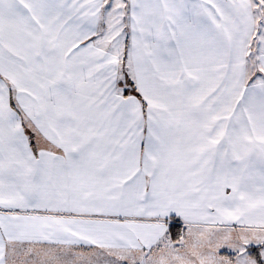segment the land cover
I'll use <instances>...</instances> for the list:
<instances>
[{
    "label": "snow or ice",
    "instance_id": "1",
    "mask_svg": "<svg viewBox=\"0 0 264 264\" xmlns=\"http://www.w3.org/2000/svg\"><path fill=\"white\" fill-rule=\"evenodd\" d=\"M0 264H264V0H0Z\"/></svg>",
    "mask_w": 264,
    "mask_h": 264
}]
</instances>
